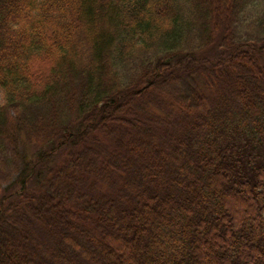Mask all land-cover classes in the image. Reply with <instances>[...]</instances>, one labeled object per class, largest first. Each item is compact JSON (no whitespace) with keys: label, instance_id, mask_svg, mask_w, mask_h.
Masks as SVG:
<instances>
[{"label":"trees","instance_id":"16d2710c","mask_svg":"<svg viewBox=\"0 0 264 264\" xmlns=\"http://www.w3.org/2000/svg\"><path fill=\"white\" fill-rule=\"evenodd\" d=\"M0 92V264H264V0H0Z\"/></svg>","mask_w":264,"mask_h":264},{"label":"rangeland","instance_id":"374dc122","mask_svg":"<svg viewBox=\"0 0 264 264\" xmlns=\"http://www.w3.org/2000/svg\"><path fill=\"white\" fill-rule=\"evenodd\" d=\"M3 102V96L2 93L0 92V103ZM37 151V146L28 144V143H21L20 145V157L17 160V167H18V172H15V175H12V178L4 180L3 181V188L2 191L0 192V200L7 195V192L9 189L11 191L9 192H20L22 189V180L27 176V171H28V164L27 162L30 161L33 162L34 159V154ZM36 184V179L35 177H31L29 181L25 184L26 189H33V186Z\"/></svg>","mask_w":264,"mask_h":264}]
</instances>
